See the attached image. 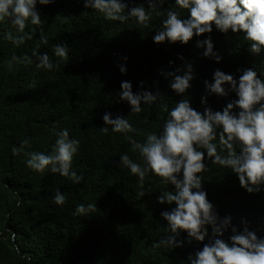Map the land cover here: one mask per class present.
<instances>
[{"label":"trees","instance_id":"1","mask_svg":"<svg viewBox=\"0 0 264 264\" xmlns=\"http://www.w3.org/2000/svg\"><path fill=\"white\" fill-rule=\"evenodd\" d=\"M125 3L148 7L147 0ZM168 9L178 10L175 0H166L159 9L162 14L153 13L149 27L141 28L131 19L124 24L106 20L86 9L84 0H54L48 6L37 5L42 23L27 25L25 31L32 38L19 46L3 38L8 29L0 24V264H187L213 238L209 226L203 243H188L182 234L177 239L183 247H154L168 235L161 213L174 206L161 205L157 198L161 191L175 188L152 176L141 185L128 169L118 167L122 154L139 163V153L110 126L108 134L100 130L106 126L105 113L122 116L136 130L127 135L142 143L147 134L162 129L167 116L164 106L171 109L187 98L203 112L201 100L207 97L208 107L222 111L237 99L231 91L226 97L207 94L205 81L212 83L217 69L238 80L244 69L254 67L264 79V52L253 56L242 33L225 35L213 26L211 34L194 36L187 45H157L153 36ZM180 15L187 18V10ZM41 29L48 43L37 48ZM209 35L222 57L220 63L203 57V49L196 47L198 39ZM56 44L68 46V59L59 60V67L49 71L37 69L33 49L47 52L55 65ZM186 63L192 64L194 79L182 97L161 73L176 72ZM121 65L126 73H121ZM123 81L131 82L134 93L158 91L161 96L131 114L130 105L117 96ZM61 129L80 142L73 158V170L84 177L80 184L59 174L36 173L26 166L23 152H12L27 138L30 145L25 152L48 154L56 140L53 130ZM205 164L202 187L217 215L231 217L239 231L246 221L249 230L264 237V191L249 194L235 174L215 166L206 154ZM57 190L66 197L62 207L53 203ZM80 203L96 204L95 212L74 216ZM231 235L229 230L223 239ZM24 254L31 260L21 259Z\"/></svg>","mask_w":264,"mask_h":264},{"label":"clouds","instance_id":"2","mask_svg":"<svg viewBox=\"0 0 264 264\" xmlns=\"http://www.w3.org/2000/svg\"><path fill=\"white\" fill-rule=\"evenodd\" d=\"M54 0H0V24L7 27L3 38L16 46L31 39L25 31L31 24L40 26L41 16L37 5L48 6ZM144 4L129 7L125 0H84V7L101 14L104 19L124 24L130 19L141 28H148L153 13L161 15L159 9L166 0H147ZM178 10H166L162 27L156 31L153 41L160 45L177 42L187 45L193 37H202L213 32V26L220 33L228 35L243 34L248 42V51L253 56L264 52V0H175ZM187 10V18H181L180 11ZM84 14H87L85 12ZM47 37L41 29L40 41L47 44ZM196 47L203 49V57L214 59L220 63L222 57L214 50L209 35L206 39H198ZM53 54L59 58L54 65L47 52L41 54L33 49L36 57V68L52 70L59 67V60L68 59V46L56 44ZM13 60L20 58L13 56ZM25 60L32 62L29 57ZM126 59V58H125ZM183 60V57H179ZM121 73L127 69L120 66ZM170 79V88L176 95L186 97L194 79L191 63H186L176 72L161 73ZM117 93L120 101L131 107V114L142 111L141 105H152L161 96L157 91H141L134 93L131 82L123 81ZM208 95L226 97L229 91L234 92L237 99L231 101L222 111H213L207 106V97L201 102L203 112L195 110L190 99L183 98L168 109L162 129L157 133L146 135L144 142H138L128 133L136 130L128 118L105 113V127L100 129L108 134L109 126L113 133L122 134L131 144V150L138 152L141 162L133 161L129 155L122 154L118 167L128 169L130 174L138 178L143 185L147 176L156 177L164 185H173L175 191H161L158 203L174 205L170 211L161 213L167 222L168 233L154 243V247H183L177 238L186 234L188 243L193 240L203 243L208 236L209 226L213 238L189 257L187 264H264V237H258L255 231L249 230L246 221L243 231L232 225L231 217L221 219L214 211L213 204L207 199L202 187V173L207 168L205 154L215 166L227 169L236 175L240 186L249 194L264 191V79H261L254 67L244 69L235 79L217 69L213 73V82L205 81ZM56 136L50 153L38 151L25 152L30 145L29 139L21 141L19 147H13L14 155L23 152L26 166L36 172H50L67 178L73 184H80L84 177L73 170V158L78 152L80 142L70 138L67 129L53 130ZM66 197L59 190L55 192L53 203L62 207ZM96 204L80 203L76 206L74 216H87L95 212ZM231 230L228 240L224 234ZM21 259L30 261L31 256L24 254Z\"/></svg>","mask_w":264,"mask_h":264}]
</instances>
